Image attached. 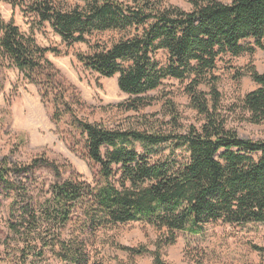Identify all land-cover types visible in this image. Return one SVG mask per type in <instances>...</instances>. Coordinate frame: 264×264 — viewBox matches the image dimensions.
Returning <instances> with one entry per match:
<instances>
[{"label":"trees","instance_id":"obj_1","mask_svg":"<svg viewBox=\"0 0 264 264\" xmlns=\"http://www.w3.org/2000/svg\"><path fill=\"white\" fill-rule=\"evenodd\" d=\"M74 1L81 5L63 0L8 3L32 15L37 28L48 24L67 47L86 45L88 52L77 54V60L103 78L117 76L118 89L131 97L118 107L135 112L149 107L147 94L174 79L187 82L190 106L204 121L183 128L171 100L165 101L168 132L109 129L78 120L46 57L60 51L40 47L12 20L0 17V54L37 87L41 100L52 106L55 122L70 116L71 127L84 138L82 155L94 168L89 183L75 172L62 180L65 166L44 157L11 168L4 162L0 195L13 198L7 228L14 242L21 241L15 252L20 264L29 256L47 255L61 264H90L96 233L131 222L163 232L154 250L143 245L116 248L129 256L150 254L153 264H168L162 251L175 244L179 233L197 235L217 222L263 224L264 141L241 139L227 128L219 112L216 69L222 57L264 52V0H189L190 11L152 0ZM104 33L121 38L110 45L93 41ZM159 52L166 55L164 64L156 58ZM236 75H249L258 86L241 106L249 122L264 124V73L249 64ZM135 143L145 153L137 152ZM39 169L61 180L50 185L48 198L25 189ZM256 251L264 257V248Z\"/></svg>","mask_w":264,"mask_h":264},{"label":"rangeland","instance_id":"obj_2","mask_svg":"<svg viewBox=\"0 0 264 264\" xmlns=\"http://www.w3.org/2000/svg\"><path fill=\"white\" fill-rule=\"evenodd\" d=\"M63 1L71 6L76 3L74 0ZM152 1L164 7L174 6L184 11L191 9L189 0ZM76 4L81 5L78 2ZM0 17L4 22L12 20L22 34L33 37L40 47L60 51L59 56L47 54L46 57L57 70L61 84L59 87L78 120L109 129L168 132L172 128L168 123L165 101L171 100L179 112L180 126L199 127L203 123V116L190 106L189 96L185 93L186 81H163L158 90L147 94L151 100L149 107L137 112L127 111L118 105L126 104L131 97L118 89L117 76L103 78L84 68L77 60V54L88 52L86 45L67 47L48 24L37 28L32 15H25L19 8L13 9L8 0H0ZM120 38L119 33H104L93 38V41L110 45ZM156 58L164 64L166 55L159 52ZM249 64L258 73H264V52L258 50L252 57L225 56L218 61L216 75L219 77L218 91L221 95L219 112L227 128L234 130L241 139L264 141V124L249 122V114L241 106L245 95L258 88L249 75L236 79V73H245ZM201 89L208 92L205 86ZM52 111V106L41 100L37 87L29 83L0 54V168L4 162L11 168L44 157L52 163L65 166L61 171L62 180L75 172L91 183L94 168L82 155L84 138L71 127L69 115L55 122ZM133 146L137 152L145 153V148L140 144L135 143ZM105 152L104 149L103 154ZM60 181L47 170L39 169L25 189L28 192L37 190L41 199L48 198L50 185ZM27 197L30 195L27 194ZM12 199L0 195V264H20L16 253L21 241L18 239L14 242L7 228ZM162 233L143 222L101 229L89 247L90 264H153L150 254L129 256L117 249L115 244L126 247L143 245L151 252L154 242ZM256 248H264V223L234 226L217 222L206 225L197 235L179 233L175 244L165 248L162 254L168 264H264V257ZM24 264L61 263L47 255L42 259L29 256Z\"/></svg>","mask_w":264,"mask_h":264}]
</instances>
